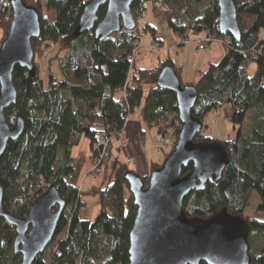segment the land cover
Segmentation results:
<instances>
[{"label":"trees","instance_id":"trees-1","mask_svg":"<svg viewBox=\"0 0 264 264\" xmlns=\"http://www.w3.org/2000/svg\"><path fill=\"white\" fill-rule=\"evenodd\" d=\"M11 1L0 0V30L6 37L12 23ZM23 1L38 9L41 34L32 40L36 72L16 67L13 82L17 102L5 110L8 124L13 127L22 117L25 130L18 140L8 143L0 159L3 206L12 215L24 218L53 185L66 202L52 243L33 264H130V233L137 207L128 187L126 174L131 171L127 165L115 160L107 185L90 190L100 204L94 220L81 217L82 192L70 180L76 166L73 150L84 137L90 141L93 161L104 152L102 170L107 158L112 157V140L122 136L127 117L142 105L145 83L152 86L143 108L144 122L153 127L165 117L170 131L178 136L181 124L176 95L158 87L156 81L166 66H172L179 77L180 68L171 60L154 68H139L141 49L134 64L128 63L136 49L138 21L149 6L155 17H165L181 40L197 32L202 34L200 38L207 33L223 42L225 55L219 62L210 63L196 83L189 84L198 91L193 115L205 127L207 115L221 109L226 101L236 110L231 120L235 130L238 128L237 135L226 141L197 136L198 142L223 144L229 163L217 183H209L204 191L186 197L184 209L194 219L207 220L223 209L242 217L250 229L251 248L258 243L261 246L258 254L251 252V264H264V221L245 214L254 192L260 198L257 211L264 212V0H234L240 40L219 32L218 0H135L132 13L137 28H123L103 41L94 31L75 34L89 0ZM160 1L169 11L160 8ZM105 12L102 7L100 20ZM143 30L150 31L157 43L154 26L148 24ZM157 45L150 51L162 48L160 42ZM51 46L56 47V53L49 63H58L61 76L57 77L50 67L44 78L36 56H43ZM252 63L256 70L249 75ZM248 116L252 129L244 135L242 126ZM161 163H152L150 173ZM191 170L192 164L183 169V175ZM150 173L143 176L146 186ZM15 240V228L0 219V264H22V256L15 253Z\"/></svg>","mask_w":264,"mask_h":264},{"label":"water","instance_id":"water-1","mask_svg":"<svg viewBox=\"0 0 264 264\" xmlns=\"http://www.w3.org/2000/svg\"><path fill=\"white\" fill-rule=\"evenodd\" d=\"M135 0H89L76 35L94 31L103 41L123 28L135 30L132 13ZM219 32L240 40L234 0H218ZM106 8L100 20L98 14ZM12 23L0 47V159L8 143L18 140L25 122L19 117L12 127L5 110L16 104L18 92L13 82L17 66L35 74L32 40L40 37V13L23 0L11 1ZM156 85L176 95L181 124L174 148L160 167L150 173L149 184L139 174H126L129 191L137 207L130 233V264H251L250 229L240 216L223 209L207 220L189 218L184 209L186 197L217 183L229 163L226 148L219 142H198L204 123L193 115L198 99L194 85H183L172 66H166ZM192 170L183 175V169ZM0 181V219L16 231L15 253L22 264H33L52 243L66 202L57 186H51L18 218L3 206Z\"/></svg>","mask_w":264,"mask_h":264},{"label":"rangeland","instance_id":"rangeland-1","mask_svg":"<svg viewBox=\"0 0 264 264\" xmlns=\"http://www.w3.org/2000/svg\"><path fill=\"white\" fill-rule=\"evenodd\" d=\"M43 3H45V0H42ZM161 8V7H160ZM161 9H159L160 11ZM163 10V9H162ZM161 10V11H162ZM165 11V10H163ZM148 24H151L156 28L157 30V39L161 40L164 45H162V48L157 51H150L151 49H147L148 46L153 43V35L150 31L144 32V27ZM138 30L142 33V45L144 48H142L138 52V67L139 68H154L156 67L160 62H163L165 60H171L174 65L182 67L183 74H182V83L184 85L194 84L199 79V63L203 60V58L206 56V51H200L197 48V44L195 41H197V38L202 37V34L197 36V34H191L190 35V43H188L185 47V50H181V48L176 45L178 37L175 39V35L173 31L169 28L167 25L165 17H155L151 6L148 7V12L145 14L144 17L140 18L138 21ZM6 35L5 32L0 30V47L5 39ZM175 39V40H174ZM180 41V39H179ZM182 41V40H181ZM180 41V42H181ZM219 44L218 42H215V44ZM209 48V47H208ZM207 48V49H208ZM208 50H211L208 49ZM41 50H38L37 52H40ZM48 56H36V62L38 66L41 68V74L44 78L47 77L48 71L50 67H52V72L57 77H60V70L57 62H52V66L50 65V59L55 56L56 53V47L51 46ZM220 53V52H219ZM219 62L218 59L214 60V63ZM254 65L250 64L247 72L249 75H252L254 73ZM256 68V66H255ZM151 83H145L143 88L145 94H147V91L151 88ZM224 104L228 108L229 114L225 113L224 108L222 107L218 111H213L210 114L207 115L205 118V127L203 128L201 134L205 137H209L213 140L217 141H226L229 139H233L237 135V130H235V125L233 124L231 120V116L236 111L235 108L232 106H228L227 102L225 101ZM139 110V108H137ZM251 116V115H250ZM250 116H248L243 123L242 126V132L244 135H249L252 129V120L250 119ZM151 134H153V137L151 138ZM150 135H147V144L146 149L148 151V154H150L154 161L158 162H164V160L167 157V154L170 153L171 149H166L164 152L157 153L155 151V148L160 145V139L162 135L157 132L155 129L150 130ZM167 137L171 138L174 142L177 140V135L172 130L168 132ZM118 146H120V143H118ZM117 151L114 149L113 154L111 158H107L105 161V164L102 168V172L100 171L95 177L88 176L90 178H84L82 182V177L77 181L78 184L71 181V184L79 188L82 192V201L84 203V206L81 209L80 215L83 219H90L94 220L98 216L100 212V204L99 199L97 196L91 195L90 190L92 189L91 184H94V187H105L107 183L110 181L109 178L112 176L113 171V165H114V155ZM90 153V141L87 138H83L79 146H77L74 150V156L76 158H79L83 155V157L88 158V154ZM122 160V159H121ZM161 163V164H162ZM92 167V162L91 165ZM86 170V175H88L90 168ZM95 178V179H94ZM260 198L256 192H254L251 195L250 198V206L246 209L245 214L246 216L252 218L256 217L259 220L264 221V212H258L257 207L259 205ZM261 246L260 243L254 244L253 248H251V252L254 254H258L260 252Z\"/></svg>","mask_w":264,"mask_h":264},{"label":"crops","instance_id":"crops-1","mask_svg":"<svg viewBox=\"0 0 264 264\" xmlns=\"http://www.w3.org/2000/svg\"><path fill=\"white\" fill-rule=\"evenodd\" d=\"M45 1H47V0H45ZM144 32L146 33V31H144ZM156 34H157V30H156ZM262 36L264 37V31L262 32ZM177 37L178 36L175 35V39ZM155 39H157V35H156ZM179 39H177L176 45H178L180 43L181 39H180V41H179ZM156 42L157 43L160 42L162 45H164V43L159 39H157ZM185 48L186 47H184V50H185ZM210 48H211V50H208ZM208 49H206L207 51L205 50L206 56L199 63L200 64L199 69H198L199 77H200L201 73L207 69V67L209 66L210 63H214V60H216V59L220 60L226 53L225 48L221 43L215 44V42H214L213 44H211L209 46ZM177 68H180L179 69V75H180V79L182 80V74H183L182 67L177 66ZM255 70H256V68L254 65V72H255ZM147 94H148V91H147ZM147 94H145V92H144V99H143L142 105L139 108V110L136 109L132 114L129 115V119L126 123V127H125V130H124V133L122 134V136L120 138L113 139L112 143H111V145H112V147H111L112 153L111 154H113L114 149L117 151L114 155V159L115 160L118 159L122 164L127 165L128 169L131 172H133L135 174H139L142 177L146 176L150 173L152 163L153 164L154 163H161L160 161H158V162L154 161L153 157L150 154H148V151L146 149L147 135L148 134L150 135V130L155 129L159 133V130L156 127H151V126L147 125L143 119V108H144L145 103H146ZM227 105L229 107L231 106L228 103H227ZM223 108L225 110V113L229 114L227 106L224 105ZM150 136L152 138L153 134H151ZM118 143H120V146H118ZM75 148H74V150H75ZM74 150H73V155H74ZM92 161H93L92 150H91V144H90V153L88 154V158L83 157V155L80 156L79 158H76L75 171H74V174L72 175L71 180L73 182L75 181V183L78 184L77 181L81 177H82V182H83L84 178H90V177H88L89 175H86V170H88V168L91 167L90 165H91ZM91 186L93 188V186H95V185L91 184Z\"/></svg>","mask_w":264,"mask_h":264},{"label":"built area","instance_id":"built-area-1","mask_svg":"<svg viewBox=\"0 0 264 264\" xmlns=\"http://www.w3.org/2000/svg\"><path fill=\"white\" fill-rule=\"evenodd\" d=\"M158 5L161 7V9L165 10V11H169V8L163 4L162 1H160L158 3ZM193 34H197V36H199L200 34L197 32H194ZM190 38H185L183 39L178 45H180L181 50L184 49V47L190 43ZM197 44V48L200 51H204L206 50L213 42H220L223 43L220 40H214L211 36H209L207 33H205V36L203 38H197V41H195ZM51 45V44H50ZM135 53L133 55H131L128 59V63L130 65L134 64L135 59H136V54L137 52L142 49L144 46L142 45V33L140 30L137 31L136 34V40H135ZM158 45L157 43L153 42L151 43L147 49H157ZM45 56H48V50H45L43 53ZM130 88H133L134 85L132 83L129 84ZM126 93V92H125ZM129 119V116L127 117V121ZM153 127H156L159 130V133L162 135L161 139H160V145L158 147L155 148V151L157 153H161L164 152L166 149H173L175 146V143L171 138L167 137L168 132L170 131L169 127H170V123L167 122V119L164 117L163 120L160 121L159 125L158 124H154ZM104 152L101 153L100 157L95 159L92 163V167L90 168V171L88 173V175H91L92 177H95L100 171H101V161L103 158Z\"/></svg>","mask_w":264,"mask_h":264}]
</instances>
